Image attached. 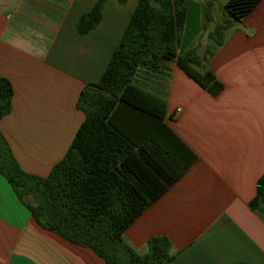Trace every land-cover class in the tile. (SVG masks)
<instances>
[{
    "label": "crops",
    "instance_id": "crops-1",
    "mask_svg": "<svg viewBox=\"0 0 264 264\" xmlns=\"http://www.w3.org/2000/svg\"><path fill=\"white\" fill-rule=\"evenodd\" d=\"M219 1L190 0L178 54L197 47L208 57L204 70L223 86L220 94L176 64L139 77L166 99L167 125L197 156L124 233L141 256L151 238H169L171 264H264V213L249 206L264 175V0L233 23L209 57V34L229 19ZM97 2L0 0V79L14 90L0 130L28 174L47 177L66 155L86 119L77 108L80 94L102 78L138 5L108 0L100 24L82 35L78 22ZM0 264L105 262L40 228L0 175Z\"/></svg>",
    "mask_w": 264,
    "mask_h": 264
},
{
    "label": "trees",
    "instance_id": "trees-1",
    "mask_svg": "<svg viewBox=\"0 0 264 264\" xmlns=\"http://www.w3.org/2000/svg\"><path fill=\"white\" fill-rule=\"evenodd\" d=\"M107 1L98 0L80 19V34L100 24ZM260 1L228 0L229 19L209 34V57L225 43L233 23L246 18ZM189 2L138 0L107 70L99 82L82 90L77 108L86 119L47 177L24 172L0 130V175L36 224L91 249L105 264H171L175 260L169 238H151L149 252L141 256L126 243L124 233L197 161L167 125L166 99L143 86L140 75L160 73L176 64L213 96L223 90L213 73L204 70L208 57L197 47L178 54ZM13 97L12 84L1 78L0 121L11 114ZM249 206L264 213V175Z\"/></svg>",
    "mask_w": 264,
    "mask_h": 264
},
{
    "label": "rangeland",
    "instance_id": "rangeland-1",
    "mask_svg": "<svg viewBox=\"0 0 264 264\" xmlns=\"http://www.w3.org/2000/svg\"><path fill=\"white\" fill-rule=\"evenodd\" d=\"M225 2L226 0H220L217 7L219 8V10L223 11V9H225ZM221 23V22H220Z\"/></svg>",
    "mask_w": 264,
    "mask_h": 264
}]
</instances>
